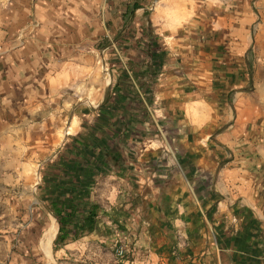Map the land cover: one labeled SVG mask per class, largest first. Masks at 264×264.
Instances as JSON below:
<instances>
[{"label": "crops", "instance_id": "1", "mask_svg": "<svg viewBox=\"0 0 264 264\" xmlns=\"http://www.w3.org/2000/svg\"><path fill=\"white\" fill-rule=\"evenodd\" d=\"M130 5L115 12L105 9L101 0H31L30 9L22 6L16 14L19 21L3 31L15 35V42H6L0 56V124L17 130L40 125L53 132L63 128L66 136L62 144L55 143L57 149L48 158L57 163L56 171L46 178L53 184L65 182L74 178L71 169L79 166L78 179L91 180L86 194L100 205L102 225L113 219L114 224L136 223L138 212L146 213L147 221L156 220L158 213L161 217L176 212L177 222L214 226L215 233L208 234L212 250L204 256L209 264H264L263 123L249 125L237 119L228 124L226 106L220 107L215 121L210 112L215 104L197 101L208 106V115L195 124V30H190L195 23L178 20L168 28L151 16L156 46L123 44V29L109 26V20L128 23ZM256 5L261 7L258 16L234 21L225 16L221 22L224 35L233 39L231 57H240L239 75L226 80L232 83L226 90L229 96L250 98L255 91L263 97L264 0ZM236 22L238 26H233ZM249 24L255 27L253 36L246 29ZM142 36L145 42L146 35ZM113 45L130 74L123 75L114 60L108 64L109 82L98 66L100 59L114 56ZM249 49L251 91L244 89L248 76L243 57ZM130 97L134 101H128ZM170 115L173 122L168 124ZM207 120L214 121L209 125L214 131L203 133L209 138L214 134L215 145L227 154H218L211 146V154L195 155V127ZM218 121H225V129L216 131L222 126L213 125ZM168 128L175 130L174 135L167 134ZM97 129H103V144L99 135L83 141ZM108 146L121 155L106 156ZM90 150L89 156L83 155ZM52 220L56 234L59 225L53 216Z\"/></svg>", "mask_w": 264, "mask_h": 264}, {"label": "rangeland", "instance_id": "2", "mask_svg": "<svg viewBox=\"0 0 264 264\" xmlns=\"http://www.w3.org/2000/svg\"><path fill=\"white\" fill-rule=\"evenodd\" d=\"M256 1L137 0L139 7L135 10L131 6L129 8L132 19L128 23H122L113 17L109 20V26L123 29L120 34L123 44L132 41L137 46H144L145 43L155 47L157 39L153 33L154 26L152 22L151 27L149 26L146 11L149 12V18L154 17L156 23L168 28H172L178 20L184 21V25L187 22L195 23V27L190 25L193 27L190 30H195V124L203 122L208 115L207 105H197V101H202L213 107L215 104L214 112L210 111L215 121L219 118L220 107L226 106L228 124L237 122L238 119L240 123L247 120L249 125H264V91L261 93L263 97L260 92L255 91L249 93L250 98H243L237 93L229 96L226 95V90L232 86L231 80L222 84L226 87L224 90L212 82V50L217 38L226 37L221 22L225 16L232 21L240 16H258L261 7L256 5ZM101 2L105 9L115 12L123 10L132 0ZM30 4L31 0H0V56L5 52L6 42H15V35L8 36L3 31L14 27L19 21L16 18L18 10L22 6L30 9ZM238 24L239 22L233 23V26ZM246 29L251 35L255 31L251 24ZM128 34L132 37H123ZM142 34L146 35L145 42L142 41ZM247 55L250 60L253 59L251 49ZM114 60L120 63L115 55L104 58L108 64ZM98 67L101 72L100 62ZM103 77L105 80L110 79L108 74ZM252 89L253 86L247 90ZM242 113L244 114L241 115ZM198 114L200 118H197ZM141 115L143 117V113ZM171 116L166 121L168 124L173 122ZM224 122L213 124L222 125L216 131L225 129ZM211 123L214 121L207 120L201 128L195 127V155L211 154V146H216L218 154L229 152L222 146L215 145L217 139L213 137L214 134L209 138L203 133L208 129L214 131V127L209 128ZM174 132V129L167 130L169 136L174 135ZM64 133L63 128L53 132L46 125L17 130L13 126L0 124V264H209V259L204 256L207 251L212 250V240L208 234L214 231V226H204L202 222L188 225L187 220L177 222L176 212L169 215L165 213L161 217L158 213L156 220L148 221L146 213L138 212L139 220L124 225L123 229L113 223H100L94 233L69 242L64 247L53 246L55 234L50 243L49 254L42 250L40 240L53 222V214L47 207V184L43 178L53 174L55 170L57 163H50L48 158L57 149L55 143L63 142L66 136ZM95 133L89 131L90 135L85 141L97 138ZM100 138L103 144V129ZM171 150L175 153L173 148ZM166 153L170 155L168 151ZM151 216L153 215L150 214V218ZM220 243L222 244V239L218 242L219 245ZM116 249L122 250V253L117 255ZM201 252L204 254H200Z\"/></svg>", "mask_w": 264, "mask_h": 264}, {"label": "trees", "instance_id": "3", "mask_svg": "<svg viewBox=\"0 0 264 264\" xmlns=\"http://www.w3.org/2000/svg\"><path fill=\"white\" fill-rule=\"evenodd\" d=\"M130 6L132 7V10L139 7L137 5V1H133ZM145 13L147 16V22L151 27L149 12L146 11ZM231 41H233V39L229 35H226L224 38L219 37L217 38V42L212 50V82L215 86L217 85L223 87V90L226 89V87L222 84L230 78V75L234 73L239 75V68L236 62L240 57H231V52L229 50ZM249 52L250 49L247 51V54ZM247 54L243 57L245 74L248 76V85L244 88L246 90L252 86L253 75L252 61L249 59ZM150 56L154 57L152 51L150 52ZM229 68L232 71L229 72ZM123 73V75L127 74L126 72ZM108 99L109 96L107 95L104 103ZM128 101H134V97H130ZM129 117H133L135 119L137 118L133 115H130ZM143 118H145V115H143ZM94 132H96L94 134L95 136L100 135L102 134V129L94 130ZM89 135L90 134L86 136V139H88L87 137ZM83 141L86 142L85 140ZM91 153L92 151L90 150L83 155L89 156ZM105 155L116 159L121 155V152L113 146H108ZM71 170L76 172L74 173V178L68 180L66 179L64 180L65 182L61 181L60 183L53 184L50 179L46 178L52 174L43 178L46 180L45 183L47 184V207L59 225L58 231L53 240L54 247H64L69 242L79 240L86 235L94 233L99 228L101 223L98 222L99 210L101 208L100 205L97 202L92 201L91 198H88L86 194V191L88 190L86 185L91 182L90 178L85 177V179H78V175L82 171L79 169V166H77V169ZM54 171H56V168ZM130 200L132 201L133 197H130ZM109 218L112 219V216ZM115 222L116 221L113 219L112 223L114 224ZM116 225L121 229L124 227V224Z\"/></svg>", "mask_w": 264, "mask_h": 264}, {"label": "built area", "instance_id": "4", "mask_svg": "<svg viewBox=\"0 0 264 264\" xmlns=\"http://www.w3.org/2000/svg\"><path fill=\"white\" fill-rule=\"evenodd\" d=\"M113 47V52H114V55L117 56L119 58V62L123 68V70L127 73V74H130V71L126 65V63L122 60V56H121V53L118 49V47H116L115 45L112 46ZM100 66H101V70L102 72L106 75L108 74L109 78L111 77V72H110V69H109V65L107 62L104 61V59H100ZM109 82H110V79H109ZM116 253L118 255H120L122 253V250L120 249H116Z\"/></svg>", "mask_w": 264, "mask_h": 264}, {"label": "bare ground", "instance_id": "5", "mask_svg": "<svg viewBox=\"0 0 264 264\" xmlns=\"http://www.w3.org/2000/svg\"><path fill=\"white\" fill-rule=\"evenodd\" d=\"M56 232V224L55 222L52 223L50 227L44 232L43 237L40 240V246L42 250H44L47 254H49L50 251V243L53 239Z\"/></svg>", "mask_w": 264, "mask_h": 264}]
</instances>
